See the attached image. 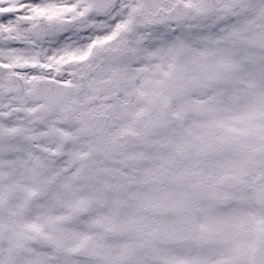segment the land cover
<instances>
[{
    "label": "snow or ice",
    "instance_id": "obj_1",
    "mask_svg": "<svg viewBox=\"0 0 264 264\" xmlns=\"http://www.w3.org/2000/svg\"><path fill=\"white\" fill-rule=\"evenodd\" d=\"M0 264H264V0H0Z\"/></svg>",
    "mask_w": 264,
    "mask_h": 264
}]
</instances>
